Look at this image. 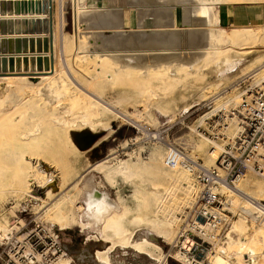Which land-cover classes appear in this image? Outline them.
Wrapping results in <instances>:
<instances>
[{
    "label": "rangeland",
    "instance_id": "obj_1",
    "mask_svg": "<svg viewBox=\"0 0 264 264\" xmlns=\"http://www.w3.org/2000/svg\"><path fill=\"white\" fill-rule=\"evenodd\" d=\"M61 2V10H63V0ZM81 29L80 27L78 34H81ZM222 30L219 29L218 32L220 37L229 34L233 40L226 47L222 45L221 47L218 42L214 44L212 49L215 54H212L211 58H206L204 55L206 51L204 47L208 48L209 45L203 34L198 35L199 31H193L198 33L196 37L201 39L197 43L201 49L198 47L189 48L187 41H183L184 37L187 39L189 34L182 35L180 37L182 42L174 45L187 49L180 53L156 55L157 57L173 58L157 69V72L160 73L167 71L169 75L166 79L168 80L157 79L149 82V85L146 80L142 81L138 76H132V79L127 77L120 81L113 76L116 72H110L112 76L108 73L106 75L99 73L105 61L107 64H114L117 63L120 56L117 54L101 56L103 61L98 57H88L86 52L93 51L94 44H91V47L87 49L88 39L82 33L83 37L80 40L78 38L79 42L77 41L76 47L75 41L71 38H69L71 41L66 44L63 52L65 62H67L66 71L61 69L62 72H58L57 76L55 75L53 80L51 79L52 81H46L40 88L26 86L24 93L15 94L13 92L14 94L12 93L7 98L6 102L8 103L5 102V105L9 111L5 114L7 119L5 124L7 123L10 128H5L3 129L4 133H0V141L2 139L7 141L3 145L0 143V147L5 148L2 153L4 164L0 169V254L3 253L5 257L6 254L15 255L16 248L20 247L26 238L33 235L30 239V243L33 245L38 237L43 238L47 231L52 230L58 234V240L66 250V256L55 264H103L105 261L107 264H180L168 255L175 257L176 254L186 251V249H182L180 242L177 243L173 240L177 238L178 231L184 227V217L194 204V195L199 191V186L183 169L177 168V171L176 169H167L162 159L165 162L167 150L171 145L182 152L184 156L197 160L204 167H214L210 161V152L216 149V145L220 148L224 147L226 144L225 135L231 137L238 129L236 120L232 122L227 120L222 129L218 125L214 126L219 112H227L235 108L242 98L256 90L258 79L264 75V27ZM122 33V38L124 36L130 38L131 32L130 34L125 31ZM139 47L138 49L141 50L149 48ZM128 49L122 47V50ZM124 55L130 61L154 57L143 54ZM110 67L114 68L112 65ZM61 74H64V78ZM73 78L85 89L89 88L86 90L97 96L100 95L105 101L109 103L114 101L113 103L117 104L116 110L132 116L127 115V118H121L118 114L115 116L111 112L104 111L100 117L94 120L96 126L93 127V131L92 128L89 130L79 123L73 128L71 127L72 130L69 131L70 133L68 132L70 135L68 137L72 144L67 145L69 153L65 163L68 173L71 174L69 177L71 179L65 187H61L60 192L57 191L50 197H44L45 200L41 198L39 201H33L28 196L30 195L29 189H26L27 178L31 170V161L28 162L27 157L34 152L33 146L40 141L42 135L51 137L56 131L57 126L53 124L54 122L52 130L55 129V131L49 130L52 126L51 122L55 119L54 115L57 116L56 119L65 118L67 115L61 112L69 111L67 109H71L80 101L79 97L82 95L76 88ZM49 82L53 86L47 96L49 95L48 102H53V106L50 110L46 109L48 112L46 115L41 110L39 100H41V89ZM27 88L29 89L27 90ZM247 91L249 92L245 95L242 94ZM128 93L132 98L127 102H119L118 99ZM152 93H156V97H150ZM56 104L59 105V108L54 106ZM63 106L66 108L63 109ZM67 114L70 113L67 112ZM73 117L75 118L76 115L69 116V118ZM41 122L44 124H41L42 127H40ZM97 123H101V126ZM166 127H170L167 133H163L161 136L156 135ZM226 127L227 129H225ZM145 130H149L150 134L155 135L156 138L152 139L146 135ZM216 131L224 138H220L216 143L209 142V136L216 135ZM57 133L59 135L62 132L58 131ZM42 142L46 144L45 141ZM101 163L111 168L126 164L133 169L135 175L130 180H125L121 176L113 174L111 178H107L104 175L105 168H101V170L99 168V171L94 169L95 172L84 170L86 167L91 168L95 165L101 167ZM158 170L160 174H156ZM167 174L183 175L184 178L176 183L169 180ZM246 178L262 182L253 174H247L241 180ZM86 182L87 184H85ZM154 188L156 191L159 189L157 195L161 197L159 199L161 200V209L167 211L166 218L174 220L173 228L174 225L177 228H175L176 233L169 244L158 238L148 227H138L132 223L134 217L138 215L143 217L147 214V210L142 205V199L143 197L152 199ZM165 189L168 191L164 192ZM93 192L105 194L102 195L103 197L98 196L97 200L93 198V201L103 204L104 196H107V199L120 204L119 206L122 205L121 208L125 207L127 215L123 225L133 232L132 240L136 241L135 243L143 240L149 241L160 250L150 248L151 254H140L134 251L131 246L112 247L114 241L110 242L111 239L102 238L100 227L84 229L79 223H75L71 225L70 229L60 231L53 224L55 215L53 207L60 201L65 202L62 208L71 209L76 221L77 219L80 221L79 216L82 215V220L86 221L84 212H78L76 207L81 205L86 208L87 196L91 194L93 197ZM223 192L226 197L227 192ZM31 193L35 195V191ZM66 194L69 199L66 198ZM68 200H72L73 205ZM226 205L225 207H230L231 209L228 210L235 214L228 232L233 230L232 227L236 223H243L245 225L244 232L231 234L236 242L246 243L252 237V226L253 223L257 225V221L252 223L251 218L244 216L238 208ZM152 210H155L154 206H152ZM252 211L259 218L256 211L254 209ZM151 218H154L153 214H151ZM157 218L165 219L161 213ZM1 228L6 231L3 232ZM38 229H43V231H40L37 237L35 234ZM262 230L264 231V229ZM259 237L264 247V233ZM218 245L223 244L218 243ZM197 251H191L189 255L196 254ZM187 260L191 261L190 258Z\"/></svg>",
    "mask_w": 264,
    "mask_h": 264
},
{
    "label": "bare ground",
    "instance_id": "obj_2",
    "mask_svg": "<svg viewBox=\"0 0 264 264\" xmlns=\"http://www.w3.org/2000/svg\"><path fill=\"white\" fill-rule=\"evenodd\" d=\"M74 1L76 2V0H72V2H74ZM56 3H57V5H54ZM61 3H62L61 0H52L53 14L55 15V18H53V15H52V20H53V26H52V28H53V73L52 74H42V75H30L32 77H29L28 75H10V76L5 75V76L0 77V133L1 132L4 133L3 129L9 127V126H7V123L5 124V122L7 120L5 118V114L7 111H9L8 110L9 108H7V106L5 105V102H6L7 98H9V96L13 92L15 94L16 93L22 94V93H24L26 86H28L29 88H30V86L34 87V88H40V86H42L46 81L51 80V79L53 80L55 75L57 76L58 72H62L61 69L63 71H66L65 69L67 68V65H66L67 62H65V59H64L65 57H63V52L65 51L66 44H68V42L71 41V39H69V37L67 38L68 35H66V33H63V31H62L63 26L62 27L60 26L61 25L60 21H57V24H56V17L58 20H62L61 18H59L61 15V11H60ZM204 7L202 6L199 9V14L203 17L208 18L210 15V13H209L210 11H208L207 8H204ZM208 13H209V15H208ZM108 14H107V16H108ZM148 17H150V16H148ZM4 19H2V20H4ZM18 20H20V18H18ZM61 23H62V21H61ZM209 23L207 22V26H204L200 30V31L206 32V35L204 34L206 36L205 41H207V43L209 45L208 48L204 47V50H206L204 53L206 58H211L215 54L214 50L212 49V46L214 44H216L218 42L220 46L222 45L223 47H226L233 40L229 36V34L223 35L224 34L223 33L222 34L223 37H220L218 34L219 29L215 28L213 25H211ZM54 24H55V26H54ZM161 30L162 29L154 27V29L149 30V33L157 35V34H159V31H161ZM174 30L175 29L173 27H168V28L164 29V31H170V32L174 31ZM188 30H189L188 31L189 37L187 38V41L189 44V48L198 47L199 45H197V43L199 41H201V39L196 37V35L198 33L196 34L195 32H193L197 29L192 28V26H191V28ZM121 32H123V31H121ZM141 32H142L141 34L144 35L147 32V30L141 31ZM193 34H195V35H193ZM118 35H119V33H118ZM8 37H11V36H8ZM120 37H121V35H120ZM125 37L126 36L123 37L124 39L122 38L121 46L129 48V49L128 50H122L120 53L117 52V55L120 56V58L118 57L119 59L117 58L118 59L117 63L107 64V62L105 61L104 66H103V68H101V71L99 73H105V75H106V73H108V75L112 76L111 73L116 72V74L113 76H115V79L120 80V81L126 79L127 77L132 79V76L133 77L138 76L140 79H142V81L146 80L148 82V85H149V82L155 81L157 79L162 80V81H166V80H168L166 78H167V75H169V73L167 71L160 73V72H157V69H160L162 67L161 66L162 64H164L168 60H172L173 58H170L168 56L157 57L156 55L166 54V53H180V52L184 51L185 49H187V48L184 49L182 47L177 48L176 46H175L176 48H170L171 46L169 43H166L163 48H157V46L151 45V43H149V42H144V44L141 45L142 41L139 42V40H140L139 36H137L138 38L135 35L133 38L132 37L125 38ZM1 38L5 39L6 37H1ZM159 45H160V43H159ZM137 46H140V47L142 46L145 48L149 47V48L141 50V49L136 48ZM199 49H201V48H199ZM124 54H128V55L131 54L132 56L133 55L136 56L138 54H143L144 56L153 55L154 57L143 58L139 61H130L127 57H124L125 56ZM86 55L88 57H92V58L98 57L102 61H103V59L101 56H105V57L106 56H115L112 52L110 53V51H106L104 53H97L94 51H88V52H86ZM111 65L114 66V68L110 67ZM194 68L197 69V67H194ZM112 71H114V72H112ZM21 74H39V73L34 72V73H21ZM64 74H65V72H64ZM64 74H61V76H63V78H64ZM59 75H58V77H59ZM73 80H74V78H73ZM261 82H264V75L260 79H258L257 86ZM74 84H75L76 88H78V90L81 92L82 97H79V98H81L80 101L75 106H73L71 109H67L69 111L65 110L66 112L65 111L61 112V113H64V115L65 114L67 115L65 118H61V119L57 118L56 119L57 116L55 117V115H54L55 119L52 122L49 119L51 122V125H52V126H50L51 128L49 130L55 131V129L52 130V127H53V124H56V126H57L56 131L53 133V135L51 137H46V136L42 135L40 138V141L36 142L33 146L34 152L31 153L29 157H27V161L28 162L31 161V163H30L31 164L30 165L31 170L29 171V175L27 178V187L28 188L26 187V189H29L28 192L30 195H28V196H30L33 199V201L34 200L39 201V200H41V198L52 196V194L57 193V191L60 192L61 187H65L67 185V183L69 182V180L71 179V178H69L71 174L68 173V171H67L68 169H66V165H65L66 161L68 160L67 156L69 153V147L67 145L72 144L70 139H69L70 137H68V136H70V135H68V132L72 130V129H70L71 127L73 128L74 126L77 125V123H79L81 126L87 127L89 130H91V128H92V131H93V127L96 126L94 120L96 118L100 117L104 111L111 112L115 116L118 114L121 118H127L128 117L127 115H129V114H124V113L120 112L119 110H116L117 104L113 103L114 101L112 103L105 101L102 97H100V95L97 96L94 93H91L90 91L86 90L89 88L86 87V89H85L76 80H74ZM52 86L53 85L50 84V82H49V83L45 84L43 89H41V100H39V104L41 103L40 104L41 110H43L45 112V114L48 113L46 109L50 110L51 107L53 106L52 101H51L52 103L48 102L49 101L48 99H50V98H48L49 95L47 96V93L52 90ZM29 88H27V90ZM64 88H66V86ZM156 90H158V89H156ZM152 92H155V91H152ZM248 92L249 91L242 93V94L245 95ZM149 94H150V92H149ZM149 94H148V96H149ZM155 95H157V94L152 93L150 95V97L155 96ZM126 96H122L120 99H118L119 102H121V101L127 102V101H129L128 99L132 98L131 94H129V93ZM160 96H161V94H160ZM237 98H238V95H237ZM8 101H11V100H8ZM41 101H43V102H41ZM241 101H242V99L240 100V102ZM6 103H8V102H6ZM239 104L240 103H238L237 105H239ZM54 106L56 108H59L58 107L59 105H57V104ZM64 108H66V107L63 106V109ZM67 112L70 114L68 115ZM135 113H137V112H135ZM74 115H76L75 118L74 117L69 118V116L72 117ZM77 115H78V117H77ZM48 116H47V118H48ZM129 116L131 117L132 115H129ZM41 124L44 125L42 122L40 123V125ZM97 124H99V123H97ZM36 125H38V124H36ZM42 125L40 127H42ZM48 125H50V124H48ZM99 125L101 126V123ZM102 126L104 127V125H102ZM57 130L61 131L62 133L58 135ZM37 131H39V130L37 129ZM51 131L49 132L50 134H51ZM57 135H58V137L60 136L59 139H58ZM198 135H200V134H198ZM29 137H31V136H29ZM2 140L0 141L1 145L7 143V141H4V139H2ZM42 141H45L46 144ZM216 146H217L216 149H214L209 154L211 164H214V162L218 159V157H219L218 151L221 150V148L218 145H216ZM47 148H49V149H47ZM4 150H5V148L3 146L0 147V169L3 168V164H4L3 163L4 158L2 157V153ZM162 161L165 164L163 159H162ZM101 164H100L101 167L99 165H95V166L91 167L92 169L90 167L89 168L92 171L94 169H97V171H99V170H101V168H103V169L105 168L106 170L104 172L105 173L104 175H106L107 178H111V175L113 174L114 176L115 175L121 176L125 180H130L135 175V172L133 171V169L126 164H123V166L119 165L115 168L104 166L103 165L104 163H101ZM97 166H99V167H97ZM176 171H177V168H176ZM93 172H95V171H93ZM101 172H103V171H101ZM158 173H159V170H158V172H156V174H158ZM166 176L168 177L169 180H172L173 182H176V183L183 180V178H184L183 175H176V174H173V175L167 174ZM106 177L104 176L105 179H106ZM80 180H81V178H80ZM87 182L85 184H87ZM262 182H264V181H262ZM262 182H257V181H253V180L246 178L245 180H239L238 182H235L234 185L230 188L229 187H222L221 188L222 193H224L223 191L227 192V195L224 199V206L226 204H228L231 207H236L239 209V211L241 213L244 214V216L246 215L247 217H250L252 220V223L255 221H257V223H258L257 225H254V223H253V226H252L253 235L246 243H241V242L238 243L232 237L231 233H241V232H244V230H245V225L243 223L242 224L236 223V225L232 227L233 230H231L230 232H227L226 240L222 243L223 245H218L217 243L214 244V246L209 251H207L205 253L203 261H201V260L189 261V260H187L185 252L176 254L175 255V261H177L180 264H264V257L261 253L262 249H263V243L259 237L260 234L264 233V231L262 230V229H264V220H261L260 218L255 216V213L252 211V209H254V211H256V213H259V212L257 211V208L255 207V205L249 200L250 198L252 200H259V198H260V200L264 202V183H262ZM32 191H35L34 194L36 196L31 193ZM63 191H61V193H64ZM157 191H156V189H155V191H153L152 199L147 198V197H143L142 205L147 210V214L144 215L143 217H141L140 215L134 217V219H132V221H133L132 223L137 225L138 227L139 226L148 227L152 231V233L153 232L155 233V235L158 238L163 239L164 242L169 244L173 240L177 228L175 227V225L173 228L174 220L166 218V216H165L166 212H167L166 209H163V208L161 209V206H160L161 200H159V199H161V197H159L157 195ZM165 191L167 192L168 189H165L164 192ZM172 192H174V191H172ZM102 195H105V194L93 192V197L91 196V194H89L87 196V199L85 201L86 202V208H83L81 205H79V206L77 205L76 208H78V212H82V211L84 212V217L86 218V221L82 220L83 215L79 216L80 221H78V219L76 221L73 217L71 209L66 210L65 208H62V205L65 202H63V201L58 202L53 207V208H55V215L53 218V220H54L53 224L55 226H57L60 231L70 229L71 225H74L75 223H79L80 226H82L84 229L90 228V227L92 228L94 226L100 227V236L102 238H105V239H111L112 241H110V242L114 241L112 243V247L113 246L114 247L115 246H120V247L131 246L134 248V251H136L140 254H146V255L151 254L150 248H155L157 250H160L159 247L155 246L154 244H152L149 241L143 240L142 242L135 243L136 241L132 240L133 239L132 238L133 232L126 229L125 226L123 225L124 219L126 218V215H127V211H126V209H124L125 207L121 208L122 205L119 206L120 204H117L114 201L107 199L108 198L107 196L106 197L104 196V200H103L104 203L103 204L98 203V201L97 202L93 201V198L97 200V197L102 196ZM65 196H66V198H68L67 194ZM224 196H225V193H224ZM43 200H45V198ZM72 200H73V198H72ZM72 200L71 201L68 200L70 204L73 203ZM238 200H240L241 202ZM70 204H69V206H70ZM152 206H154V209H155L154 211L152 210ZM227 209H231V208L227 207ZM50 213H51V211H50ZM50 213H48V214H50ZM159 213H161L163 215V217H165L164 220H160L157 218ZM151 214L154 215V218H151ZM129 221H131V220H129ZM1 230L3 232L6 231L5 229H2V228H1ZM175 240H176V238H175ZM175 240H173V241H175ZM183 248L186 249V251L188 250V246H186L184 244L182 245V249ZM103 264H107V261H105Z\"/></svg>",
    "mask_w": 264,
    "mask_h": 264
},
{
    "label": "built area",
    "instance_id": "obj_3",
    "mask_svg": "<svg viewBox=\"0 0 264 264\" xmlns=\"http://www.w3.org/2000/svg\"><path fill=\"white\" fill-rule=\"evenodd\" d=\"M74 8L76 5L71 0L73 35L74 32L77 34L79 27L77 11ZM255 89L242 98L240 104L231 111L219 112L214 126L218 125L222 129L227 120L230 122L236 120L238 129L231 137L225 135L226 144L221 148L214 167L206 168L172 146L167 150L165 167L169 170L183 169L199 186V191L194 195V204L184 217V227L178 232L175 240L177 243L180 242L181 246L183 244L188 246L185 255L191 261H203L205 253L214 244L226 240V234L230 230L235 214L224 206L225 196L221 188L232 187L247 174H254L264 181V82ZM169 129L170 127H166L156 135L161 136ZM216 132V135L209 136V142L216 143L220 138H224L218 131ZM145 133L152 139L156 138L149 130H145ZM249 200L260 213L256 214L264 220V202L251 198ZM40 231L43 229L37 230L35 234L37 237ZM32 236L26 238L25 242L16 248L15 255L6 254L5 257L1 253L0 264H55L66 256L65 247L58 240V234L52 230L47 231L43 238L38 237L33 245L30 243ZM195 250H198L196 254L189 255ZM262 255L264 257V247ZM168 256L175 260V257Z\"/></svg>",
    "mask_w": 264,
    "mask_h": 264
},
{
    "label": "crops",
    "instance_id": "obj_4",
    "mask_svg": "<svg viewBox=\"0 0 264 264\" xmlns=\"http://www.w3.org/2000/svg\"><path fill=\"white\" fill-rule=\"evenodd\" d=\"M8 1L15 0H0V4L3 5V13L0 11V40H3L0 41V44L2 43L4 47L1 49L3 51H6L5 48L8 39H13L11 37L22 38V36H24L22 35L21 24H19V26L15 25V20L18 19H10L14 18V16L10 15L8 12ZM70 2L71 0H63V10L60 8L61 15L59 17L62 20H58L56 17V24L57 21H60V26H63V33H66L69 38L75 41V46L78 38L80 40L83 37L82 33L85 34L84 36L88 39L87 49L91 47V44H94L93 51L97 53H104L106 51H110V53L112 52L114 55H116L117 52L120 53L122 50L121 31H125L127 34L131 32L130 37L132 38L134 35L136 37L139 36V42L142 41V44H144V42H149L151 45L157 46V48H163L166 43H169L171 46L170 48H176L174 44L182 42L180 37L187 33L189 34L188 29H190L191 26L192 28H197L195 31H199L198 33L200 34L198 35L203 34V37H206V32L200 30L204 26H207V22H210L209 24L213 25L215 28L223 30L229 28L243 29L264 27V0H76L73 4L76 5L74 10L76 9L77 11V19L79 22L78 30L80 27L82 29L81 34H78L77 31V34L74 32L73 35L71 30L72 12L70 9ZM54 5H57V3ZM202 6H205L204 8L210 11V15L208 13V18L199 14V9ZM53 18H55L54 14ZM8 20H14L11 26ZM154 27L162 29L159 31V34L154 35L149 33V30L154 29ZM168 27H173L175 30L171 32L164 31V29ZM17 29L20 32L19 35H16ZM10 30L13 32V35H9ZM145 30H147V34L145 33L142 35L141 31ZM3 32L6 34L1 35ZM33 36H41V34ZM1 37L6 38L3 39ZM188 37L189 36H187V38ZM185 38L186 37H184L183 40L184 42L185 40L187 41ZM138 47L139 46L136 48ZM28 71H30V68ZM84 170L90 171L91 169L86 167Z\"/></svg>",
    "mask_w": 264,
    "mask_h": 264
},
{
    "label": "water",
    "instance_id": "obj_5",
    "mask_svg": "<svg viewBox=\"0 0 264 264\" xmlns=\"http://www.w3.org/2000/svg\"><path fill=\"white\" fill-rule=\"evenodd\" d=\"M1 3V2H0ZM8 12L15 25L22 26V38L11 37L6 42V51L0 44V77L5 75H42L53 73V6L52 0L8 1ZM2 4L0 11L3 13ZM14 20H8L10 26ZM41 31V32H39ZM17 29V34L19 35ZM6 33H1L5 35ZM41 36H33V35ZM9 35H13L11 32ZM28 35V36H26ZM28 37V38H27ZM3 41V40H0ZM3 51V52H2ZM22 62V70H21ZM29 66V67H28ZM30 68V71L28 69ZM39 74H21L34 73Z\"/></svg>",
    "mask_w": 264,
    "mask_h": 264
}]
</instances>
